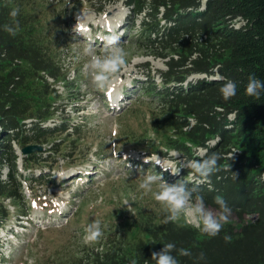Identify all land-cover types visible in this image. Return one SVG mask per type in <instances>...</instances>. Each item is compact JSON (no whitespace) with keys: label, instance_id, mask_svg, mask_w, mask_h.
<instances>
[{"label":"trees","instance_id":"1","mask_svg":"<svg viewBox=\"0 0 264 264\" xmlns=\"http://www.w3.org/2000/svg\"><path fill=\"white\" fill-rule=\"evenodd\" d=\"M14 3L0 0V167L8 168L7 179L0 180V198L22 199L13 186L20 190L15 178L20 174L19 157L12 143L19 149L38 145L52 135L74 136L77 128L67 121L43 126L53 112L47 113L48 106L33 110L37 103L43 106L52 93L42 89L48 83L36 81L44 80L43 75L56 79L58 67L42 44L24 33L18 6L17 34L4 31V25L12 22L9 13ZM125 5L133 24L142 16L144 33L136 45L165 64L164 71L157 73L160 83L153 77L150 85L141 83L156 109L150 114L151 128L156 133L170 131L169 136L156 139L189 160L221 153V171L200 185L204 202L218 211L214 201L220 196L235 218L243 221L248 216L253 221L237 228L226 224L210 237L192 225L165 223V214L156 218L142 213L133 232L145 238L125 242L122 236L109 241L87 264H131L133 260L155 264L151 254L166 242L192 253H174L179 264H264V97L256 100L245 94L249 74L264 79V0H125ZM193 75L199 77L190 79ZM219 78L237 84V94L227 101L219 92L224 83ZM27 118L36 120L29 128L24 125ZM198 148L205 152L195 154ZM37 158L25 155L21 166L34 165ZM228 165L237 179L223 170ZM184 181L191 186V181ZM201 252L205 259L196 261Z\"/></svg>","mask_w":264,"mask_h":264},{"label":"rangeland","instance_id":"2","mask_svg":"<svg viewBox=\"0 0 264 264\" xmlns=\"http://www.w3.org/2000/svg\"><path fill=\"white\" fill-rule=\"evenodd\" d=\"M17 6L24 33L40 42L58 67L56 79L43 75L44 80L36 81L48 83L42 89L52 93L33 110L48 106L47 113H53L43 126L67 121L77 133L52 135L38 143L42 150L32 153L38 157L34 165L23 168L18 158L20 174L15 178L20 190L13 186L22 199L0 198V264H87L109 241L122 236L125 242L145 238L133 232L142 213L156 218L164 214L151 195L142 196L138 190L142 172L161 173L168 183L191 181L189 169L174 176L144 163L154 153L177 165L189 160L156 139L169 136V130L156 133L150 125L151 111L156 109L141 83L150 85L153 78L160 83L157 73L164 71L165 64L136 45L144 33L142 16L133 24L125 0H15L13 8ZM104 33L119 35L127 55L112 85L98 91L83 72L87 57L75 52L89 43L100 51L103 43L98 36ZM31 121L36 122L25 120L26 128ZM12 146L21 155L17 144ZM204 152L198 148L195 154ZM1 166L4 181L8 168ZM93 220L101 221L104 235L98 242L85 243L83 229ZM252 221L248 216L239 221L231 214L226 224L237 228ZM177 222L191 225L183 217Z\"/></svg>","mask_w":264,"mask_h":264},{"label":"clouds","instance_id":"3","mask_svg":"<svg viewBox=\"0 0 264 264\" xmlns=\"http://www.w3.org/2000/svg\"><path fill=\"white\" fill-rule=\"evenodd\" d=\"M19 14L18 8L11 9L9 15L12 22L4 25V31L15 36L19 30V23L16 17ZM103 47L97 51L91 43L83 47L75 55H83L87 60L83 64V72L89 79L90 84L98 91H103L110 87L119 74L122 66L126 62V51L121 45L120 36L117 34H107L101 36ZM224 79V83L219 88L222 98L227 101L237 94V84L231 79ZM245 94L260 100L264 97V79L258 78L254 73L249 74L245 85ZM179 155L178 153L176 154ZM222 154L212 152L204 153L201 159L181 161L178 165L166 158L161 159L155 153L149 158H144V163H152L159 166L164 171H170L174 176L179 175L182 168L190 170L189 183L184 180H177L174 183H168L164 180L161 173L155 171L142 172L139 175L138 190L142 196L151 195L152 199L161 205L162 212L165 214L164 222H176L182 217L200 232L210 237L217 236L224 225L229 221L232 214V208L220 196L215 198L214 203L218 206V211L208 208L204 202V197L200 193V185L210 182V177L221 171L220 161ZM230 171V165L223 169ZM231 172V171H230ZM232 173V179H237V174ZM127 203V201L125 202ZM83 240L85 243L98 242L104 235L102 223L100 220H93L86 224L83 229ZM225 240L229 237L225 236ZM179 256H191L192 253L185 248L177 249L172 242H166L163 247L151 254V260L155 264H179V260L174 253ZM196 261H203L205 255L201 252ZM131 264H137L133 260Z\"/></svg>","mask_w":264,"mask_h":264},{"label":"water","instance_id":"4","mask_svg":"<svg viewBox=\"0 0 264 264\" xmlns=\"http://www.w3.org/2000/svg\"><path fill=\"white\" fill-rule=\"evenodd\" d=\"M42 150V146L41 145H25L23 148H21L19 150V153L22 156H25L26 154H32V153H36Z\"/></svg>","mask_w":264,"mask_h":264},{"label":"bare ground","instance_id":"5","mask_svg":"<svg viewBox=\"0 0 264 264\" xmlns=\"http://www.w3.org/2000/svg\"><path fill=\"white\" fill-rule=\"evenodd\" d=\"M90 40V39H89ZM95 43V42H94Z\"/></svg>","mask_w":264,"mask_h":264}]
</instances>
